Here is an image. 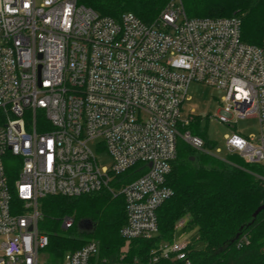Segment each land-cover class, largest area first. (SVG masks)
I'll return each mask as SVG.
<instances>
[{
  "label": "built area",
  "instance_id": "obj_1",
  "mask_svg": "<svg viewBox=\"0 0 264 264\" xmlns=\"http://www.w3.org/2000/svg\"><path fill=\"white\" fill-rule=\"evenodd\" d=\"M192 81L223 90L220 122L257 118L256 135L233 130L225 149L260 164L264 184V44L241 39L239 17H189L182 0L150 23L77 0H0V264H45L38 222L50 195L121 194V236L157 234L178 141L207 152L188 128L193 117L181 118ZM96 138L109 166L89 146ZM72 224L63 218V228ZM190 243L163 240L152 260L191 264ZM97 251L89 241L61 264H94Z\"/></svg>",
  "mask_w": 264,
  "mask_h": 264
},
{
  "label": "trees",
  "instance_id": "obj_2",
  "mask_svg": "<svg viewBox=\"0 0 264 264\" xmlns=\"http://www.w3.org/2000/svg\"><path fill=\"white\" fill-rule=\"evenodd\" d=\"M168 0H77L101 15L114 18L132 12L146 23L155 20ZM189 17L240 19L241 39L249 44H264V0H182ZM192 133L207 140L197 127ZM16 168L9 167L15 175ZM262 166L245 162L238 154L223 159L177 144V156L167 177L172 195L157 209L158 232L150 238L128 241L121 236L125 223L124 199L100 190L78 196L50 195L40 202V231L48 235L45 264H61L66 251L94 241L97 264H176L159 257L152 260L158 244L173 238L177 222L195 227L197 233L188 247L191 264H264V184L259 179ZM65 216L73 218L62 227ZM88 226V227H85ZM194 241L200 244L195 245Z\"/></svg>",
  "mask_w": 264,
  "mask_h": 264
},
{
  "label": "rangeland",
  "instance_id": "obj_3",
  "mask_svg": "<svg viewBox=\"0 0 264 264\" xmlns=\"http://www.w3.org/2000/svg\"><path fill=\"white\" fill-rule=\"evenodd\" d=\"M222 95L223 90L221 89L205 83L192 81L187 88V99L181 106L182 119L187 118L188 115L193 117L188 127L190 131L193 127H197L199 130L204 131L208 142L205 146L207 152L220 159L227 156L225 140L226 136L230 135L233 130L244 135H256L258 133V121L256 117L237 119L234 128L220 122L214 117L219 110V99ZM180 141L185 143L182 140L178 142ZM99 142L100 139L96 138L89 143V146L94 151L98 164L100 166H109L110 156L105 148L98 145ZM196 233L197 230L195 227L178 228L174 231L173 240L179 243L192 241ZM194 242L196 246L200 244L198 241ZM127 245L128 242L126 241L122 250L125 251ZM39 259L44 263L46 262L47 253L45 250L40 251ZM94 264H97V262Z\"/></svg>",
  "mask_w": 264,
  "mask_h": 264
},
{
  "label": "water",
  "instance_id": "obj_4",
  "mask_svg": "<svg viewBox=\"0 0 264 264\" xmlns=\"http://www.w3.org/2000/svg\"><path fill=\"white\" fill-rule=\"evenodd\" d=\"M264 208V203L257 207V209L253 213V217L257 215V213Z\"/></svg>",
  "mask_w": 264,
  "mask_h": 264
}]
</instances>
